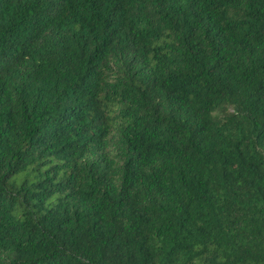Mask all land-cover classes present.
Returning <instances> with one entry per match:
<instances>
[{
	"label": "trees",
	"instance_id": "16d2710c",
	"mask_svg": "<svg viewBox=\"0 0 264 264\" xmlns=\"http://www.w3.org/2000/svg\"><path fill=\"white\" fill-rule=\"evenodd\" d=\"M0 264H264V0H0Z\"/></svg>",
	"mask_w": 264,
	"mask_h": 264
}]
</instances>
